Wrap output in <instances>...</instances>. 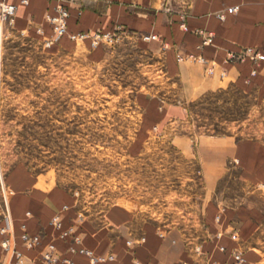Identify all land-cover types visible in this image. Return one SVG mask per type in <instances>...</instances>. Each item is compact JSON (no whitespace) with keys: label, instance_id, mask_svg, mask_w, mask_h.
I'll return each mask as SVG.
<instances>
[{"label":"crops","instance_id":"0c3cea01","mask_svg":"<svg viewBox=\"0 0 264 264\" xmlns=\"http://www.w3.org/2000/svg\"><path fill=\"white\" fill-rule=\"evenodd\" d=\"M7 1L18 5L13 23L7 29L43 44L52 36L46 14L56 0ZM235 5H239L237 12L226 13L225 19L217 16L219 11ZM69 7L70 32H105L120 23L133 31L159 35L157 40L134 41L138 50L147 54L153 79L136 93V102L143 109V123L133 133L164 142L178 156L184 169L192 168V175L201 176L202 184L195 194L181 196L174 220H158L130 203L117 202L106 211L89 214L79 221L78 215L84 213L73 203V196L59 188L40 190L34 180L25 179L21 182L24 186L15 192L9 204L18 245L27 258L25 264H44L41 256L50 242L55 244L61 258H70L75 264H89L87 256L69 251L70 240L61 238V232L70 228L81 240L75 247L90 249L96 256H115L113 261L98 264H204L206 259L230 264L232 251L237 248L244 252V264L257 262L259 257L249 242L251 225L240 219V211L226 207L215 196L230 170L240 168L243 177H248L247 170L249 177L260 170V152L264 146L258 140L182 133L177 126L188 116L191 103L208 93L228 86L264 88V60L229 58L230 53L236 54L246 47H258L264 53V0H189L185 5L181 0H73L69 1ZM182 22L187 24V29L182 27ZM39 26L42 33L37 31ZM199 29L213 31L212 44L199 47L202 42ZM71 40L65 35L58 43L68 44ZM86 42L90 44L89 40ZM120 50L98 45L91 54L100 63L114 58ZM178 53L202 54L214 63V73L208 74L203 63L191 59L179 61ZM147 149L160 153V148L152 143L135 155L141 156ZM135 155L131 154L132 158ZM57 214L61 229L51 224ZM22 224H26L27 233L43 237L41 246L33 250L23 247ZM235 232L237 240L232 237ZM221 246L226 251H221ZM5 259L0 244V261Z\"/></svg>","mask_w":264,"mask_h":264},{"label":"rangeland","instance_id":"374dc122","mask_svg":"<svg viewBox=\"0 0 264 264\" xmlns=\"http://www.w3.org/2000/svg\"><path fill=\"white\" fill-rule=\"evenodd\" d=\"M7 25L0 23V221L25 179L73 196L83 218L120 202L174 220L181 196L200 190L202 178L158 138L133 133L143 123L136 93L153 79L147 54L126 40L116 48L104 45L122 51L98 63L91 54L96 47L86 41L44 46ZM177 128L264 146V88L208 93L191 103ZM152 143L159 154L135 155ZM249 173L230 170L215 198L251 225L254 264H264V151L260 170Z\"/></svg>","mask_w":264,"mask_h":264},{"label":"built area","instance_id":"2783aa9c","mask_svg":"<svg viewBox=\"0 0 264 264\" xmlns=\"http://www.w3.org/2000/svg\"><path fill=\"white\" fill-rule=\"evenodd\" d=\"M69 1L73 0H56V3L52 7L50 11L46 14V19L51 23L53 34L49 38L44 40L45 46H52L55 43H58L62 37L68 35L72 40L76 41H87L89 40L90 45L92 47H98V45H105L110 48H116L121 43L126 40L132 41H151L159 39V35L156 33H146L133 31L126 27L123 24H116L114 27L105 32H92V31H80V32H70L69 31V18L71 15ZM23 3H27V0H23ZM239 10V5L227 7L226 10L219 11L217 16L220 19H225L226 13H235ZM18 5L16 3H11L7 0H0V23L12 24L13 20L17 14ZM182 27L187 29L188 26L185 22H182ZM39 33L43 32L42 26L37 28ZM197 33L202 37V42L200 44V48H203L206 45L212 44L215 38L213 31H208L205 29L197 30ZM249 58L253 62H259L264 60V53L258 47H246L239 51L236 54L230 53L229 58ZM177 58L179 61L184 59H191L193 61H197L206 65V71L208 74H213L215 65L211 63L205 56L202 54H194L190 53L187 55L178 53ZM256 71H253L255 74ZM225 73L223 72V75ZM31 214L28 213L27 217H30ZM79 221L83 220V214L78 215ZM2 222H4L2 224ZM51 224L56 229H61L62 223L60 219V215L57 214L51 220ZM22 228L24 232L20 236L21 243L23 247L27 250H33L43 244V237L41 235H31L27 233L26 224H22ZM0 234H1V247L5 252L6 259L0 261V264H25L27 262V258L25 253L19 248L18 238L15 235L13 223L10 216H5L4 219L0 221ZM232 237L237 240L238 234L235 232ZM61 238L64 240H70L71 247L69 251L74 254H83L88 257L89 264H98L108 261L115 260V256L113 254H109L106 256H96L94 252L90 249L86 248H78L75 247V244L81 243L79 237L73 235V228L61 232ZM131 244V242H129ZM221 251H226L224 246L220 247ZM200 251V250H198ZM41 260L44 264H75L70 258L64 257L61 258L57 253V248L53 242L48 243L45 246V251L41 256ZM245 261L244 252L237 248L232 251V262L230 264H242ZM185 264V263H183ZM204 264H223L214 262L211 263L209 260H205ZM227 264V263H224Z\"/></svg>","mask_w":264,"mask_h":264}]
</instances>
